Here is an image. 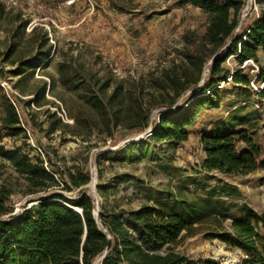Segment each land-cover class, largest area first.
Returning a JSON list of instances; mask_svg holds the SVG:
<instances>
[{"label":"rangeland","instance_id":"1","mask_svg":"<svg viewBox=\"0 0 264 264\" xmlns=\"http://www.w3.org/2000/svg\"><path fill=\"white\" fill-rule=\"evenodd\" d=\"M2 1L20 12L27 25L15 34L12 24L6 26L8 32L0 29V67L6 70L0 79V112L5 113L4 96L16 106L27 137L0 129V145L39 155L54 170L84 167L91 180L82 190L95 198L98 211L102 207L105 212H128L150 205L167 207L186 219L196 213L201 219L194 226L200 231L184 236L176 250L222 264L243 260L242 250L217 235L222 230L213 218H221L231 231L234 218L248 212L264 213V169L248 175L202 171L205 152L201 139L215 128L220 133L243 130L264 149V102L256 94L262 82L254 81L259 65L264 68L263 48L258 62L248 60L240 66L232 57L224 64L232 72L243 68V74L253 81L249 86L226 75L211 76V60H207L197 86L184 93L175 106L152 111V121L164 114L188 133L187 141L155 145L149 139L152 128L147 133L118 130L116 144L98 132L87 140L73 135V115L83 113L78 93L61 80L59 62L72 55L80 63L101 56L102 66L107 64L121 78L138 81L173 61L180 63L187 38L197 35L206 15L200 8L169 7L167 0ZM257 12L254 0H247L242 12L247 25ZM10 43L17 47L8 57ZM38 43L41 47L37 48ZM49 45L48 58L40 60L37 50L45 53ZM60 120L69 126L59 125L53 131ZM238 147L243 149L245 143L241 141ZM0 182L13 188L11 203L18 212L31 195L24 193V180L12 162L2 156Z\"/></svg>","mask_w":264,"mask_h":264},{"label":"trees","instance_id":"2","mask_svg":"<svg viewBox=\"0 0 264 264\" xmlns=\"http://www.w3.org/2000/svg\"><path fill=\"white\" fill-rule=\"evenodd\" d=\"M167 1L169 7L200 8L206 15L197 35L187 38L180 63L173 61L171 66L136 81L121 78L107 64L102 66L101 56L80 63L72 55L59 62L61 80L67 89L78 93L83 113L73 115V135L88 140L98 132L107 134L116 144L120 141L118 130L146 131L154 109L175 106L184 93L199 84L207 60H211V76L226 75L236 83L250 85L243 68L232 72L224 64L232 57L240 66L248 60L259 61V50L264 49V0H255L257 17L248 25L247 18H242L247 0ZM11 24L15 34L25 28L27 20L0 0V29L8 32L6 26ZM16 47L10 43L6 55L10 57ZM51 50L49 45L47 52L37 50L36 56L43 61ZM259 68L254 81L264 82V68ZM5 73L0 67V79ZM256 94L264 102V88ZM2 99L5 113L0 112V129L27 137L16 106L4 96ZM58 123L53 131L59 125L69 126L61 120ZM149 139L162 145L187 141L189 135L162 114L153 120ZM241 141L245 143L243 149L238 147ZM201 143L205 152L202 171L248 175L264 169V149L243 130L220 133L211 129L203 134ZM0 156L12 162L24 180V193L31 195L22 209L14 212V190L0 182V264H222L214 258H194L176 250L184 236L200 231L194 226L201 219L196 213L186 219L167 207L143 205L128 212H105L101 207L97 219L93 213L95 198L82 190L91 180L84 167L54 170L39 155L31 156L20 147L0 145ZM30 202L33 204L28 205ZM215 222L222 230L217 235L245 253L236 264H264V213L248 212L234 218L231 231L218 216H214Z\"/></svg>","mask_w":264,"mask_h":264},{"label":"water","instance_id":"3","mask_svg":"<svg viewBox=\"0 0 264 264\" xmlns=\"http://www.w3.org/2000/svg\"><path fill=\"white\" fill-rule=\"evenodd\" d=\"M152 125H153V121H151V123H150V127L144 132V133H147L148 131H150L151 130V128H152ZM96 203H97V201H96ZM33 204V203H32ZM98 204V203H97ZM78 211H80V209L79 208H76ZM98 206H97V208H95L94 209V211H93V213H94V215H95V217L98 219L99 218V211H98ZM99 221V220H98ZM100 222V221H99ZM105 254L106 253H104L100 258H99V260L100 259H103L104 257H105Z\"/></svg>","mask_w":264,"mask_h":264},{"label":"built area","instance_id":"4","mask_svg":"<svg viewBox=\"0 0 264 264\" xmlns=\"http://www.w3.org/2000/svg\"><path fill=\"white\" fill-rule=\"evenodd\" d=\"M30 1H34V0H30ZM254 2H255V0H254ZM251 83H253V81H251ZM263 88H264V82H262L260 88H257V87H256L257 91H259V90H261V89H263Z\"/></svg>","mask_w":264,"mask_h":264},{"label":"crops","instance_id":"5","mask_svg":"<svg viewBox=\"0 0 264 264\" xmlns=\"http://www.w3.org/2000/svg\"><path fill=\"white\" fill-rule=\"evenodd\" d=\"M262 51H264V49H261ZM259 58H260V50H259Z\"/></svg>","mask_w":264,"mask_h":264}]
</instances>
